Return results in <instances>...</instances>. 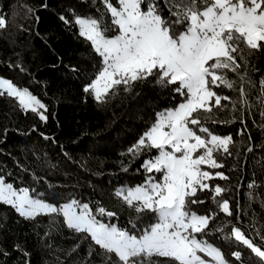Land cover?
Returning a JSON list of instances; mask_svg holds the SVG:
<instances>
[{"label":"trees","instance_id":"trees-1","mask_svg":"<svg viewBox=\"0 0 264 264\" xmlns=\"http://www.w3.org/2000/svg\"><path fill=\"white\" fill-rule=\"evenodd\" d=\"M160 7L167 17L164 0ZM0 15L7 21L6 28L0 29V77L28 89L46 106L48 117L43 122L36 113L22 110L16 98L0 96V175L17 189L28 188L33 198L54 205L75 199L88 203L94 213L102 206L116 216L96 213L98 218L138 234L155 222L154 214L146 212L132 229L129 221L137 214L115 193L144 183L150 174L141 165L157 152L143 151L134 157L128 149L155 122L158 112L174 108L184 98L172 91L174 86L162 87L151 77L136 82L131 92L119 86L105 103L83 91L102 62L90 42L79 36L74 21L76 16H104L99 2L0 0ZM61 16L70 23L65 24ZM245 56L247 63L238 58V73L225 70L234 88H214L218 95L230 98L222 100L223 109L213 110L217 122L202 117L211 132L233 138L231 155L215 154L223 168L212 169L228 179L215 177L207 182L226 189L216 200H228L232 215L221 211L209 190L197 192L195 198L205 202L191 209L215 214L210 234L198 238L220 248L231 264H264L234 237L228 238L236 226L264 250V105L260 102L264 49L250 54L246 50ZM240 75H245L246 103L240 102ZM236 251L241 260L232 255ZM153 259L157 264H172L167 258ZM0 264H117V258L113 254L109 261L90 237L67 228L60 215L41 214L26 220L10 205L0 203Z\"/></svg>","mask_w":264,"mask_h":264},{"label":"snow or ice","instance_id":"snow-or-ice-1","mask_svg":"<svg viewBox=\"0 0 264 264\" xmlns=\"http://www.w3.org/2000/svg\"><path fill=\"white\" fill-rule=\"evenodd\" d=\"M96 2L103 5L104 16H76L74 21L79 36L90 42L102 62L101 70L83 91L98 103H105L119 86L131 92L136 82L151 77L162 87L174 86L172 91L184 98L174 108L158 112L155 122L128 149L134 157L156 150L157 154L145 159L141 167L148 174L160 173V178L148 175L144 183L115 193L137 214L129 221L132 229L146 212L154 214L155 222H149L137 234L98 219L96 213L116 216L102 206L94 213L88 203L75 199L54 205L33 198L28 188L17 189L3 175L0 203L10 205L26 220L41 214L62 216L67 228L90 237L108 254L109 261L114 254L117 264H157L154 257L167 258L172 264H229L220 248L198 238L210 234L215 214L200 215L191 209V205L205 202L195 198L197 192L209 190L221 211L232 215L228 200H216L226 189L207 183L215 177H228L202 166L223 168L215 154L231 155L233 138L213 134L202 117L217 122L213 110L223 109L222 100L230 99L213 90L221 85L234 88L235 82L227 78L225 70L238 73V58L247 63L246 50L250 54L264 49V0H164L167 17L162 14L160 0H93ZM105 16L109 17L107 21ZM60 19L70 23L64 16ZM6 26L5 17L0 15V29ZM239 79L240 102L246 103L245 75ZM5 93L16 98L22 110H30L47 122L46 106L28 89L0 79V96ZM260 93L264 105V80L260 81ZM232 237L264 261L262 247L239 227L231 228L228 238ZM232 255L241 260L239 251Z\"/></svg>","mask_w":264,"mask_h":264},{"label":"rangeland","instance_id":"rangeland-1","mask_svg":"<svg viewBox=\"0 0 264 264\" xmlns=\"http://www.w3.org/2000/svg\"><path fill=\"white\" fill-rule=\"evenodd\" d=\"M0 79H6V78H4V77H0ZM95 79V78H94ZM7 80H9V79H7ZM16 86V85H15ZM18 87V86H17ZM18 88H20V89H25V88H22V87H18ZM214 91H215V89H213ZM6 94V93H5ZM36 97V96H35ZM38 99V98H37ZM18 101V100H17ZM183 101V100H182ZM181 101V102H182ZM41 102V101H40ZM42 103V102H41ZM43 104V103H42ZM40 111H44L43 109H41ZM213 134H215V133H213ZM217 135V134H216ZM221 136V135H220ZM202 168L204 169V170H206V171H210V172H213L212 171V169H210V168H208L206 165L205 166H202ZM213 173H215V172H213ZM150 175H154V177L155 178H157V179H159L160 178V176H161V174L160 173H154V174H150ZM208 182V181H207ZM134 187V186H133ZM122 188H126V187H121V188H119L118 190H120V189H122ZM47 202V201H46ZM200 215H204V214H200ZM98 218V217H97ZM98 219H100V218H98ZM102 222H104V223H108V224H112V225H115V226H117L116 225V223L115 222H110V221H104V220H102V219H100ZM118 227V226H117ZM120 228V227H119ZM216 247V246H215ZM229 264H231L230 262H229Z\"/></svg>","mask_w":264,"mask_h":264}]
</instances>
